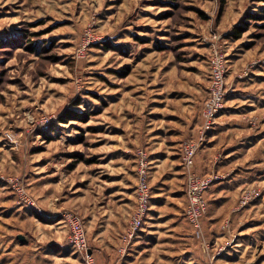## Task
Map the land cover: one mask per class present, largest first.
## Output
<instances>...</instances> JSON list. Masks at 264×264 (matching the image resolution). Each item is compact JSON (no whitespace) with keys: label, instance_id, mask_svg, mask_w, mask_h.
Instances as JSON below:
<instances>
[{"label":"rangeland","instance_id":"obj_1","mask_svg":"<svg viewBox=\"0 0 264 264\" xmlns=\"http://www.w3.org/2000/svg\"><path fill=\"white\" fill-rule=\"evenodd\" d=\"M262 10L264 0H0V264L15 243L23 255L65 243L69 252L60 254L71 256L67 264H88L68 243L62 215L83 218L93 248L92 217L101 218L108 194L123 187L141 150L150 163L152 201L156 192L163 202L172 199L188 222L182 146L199 136L203 119L197 136L181 145L178 176L161 185L160 174H152L154 151L145 145L146 112L157 96L194 92L185 77L208 84L204 107L217 48L226 57L224 111L234 117L226 124L241 120L253 139L228 144L233 160L211 175L226 181L237 174L242 183L221 185L223 200L209 210L207 203L202 232L196 237L191 226L190 237L203 264H264V17L251 18ZM67 112L78 118L59 122ZM252 189L261 196L243 206ZM159 222L171 220L164 215ZM119 248L111 253L121 264H143V229L129 255ZM91 254L95 264H115Z\"/></svg>","mask_w":264,"mask_h":264},{"label":"crops","instance_id":"obj_2","mask_svg":"<svg viewBox=\"0 0 264 264\" xmlns=\"http://www.w3.org/2000/svg\"><path fill=\"white\" fill-rule=\"evenodd\" d=\"M193 80L195 79L189 81L187 77L184 78L188 85L189 82H192L191 87L192 85L193 88L195 87L194 92L187 94L188 92L176 91L175 93L179 94V99L157 96L155 101H152L154 103L151 104L150 111L147 110L146 112L150 130L147 133L149 138L145 145L146 148L154 151L151 159L156 168H153L152 174H160L161 185L165 182H174V179L178 176L179 172L176 169L178 164L181 165L179 153L181 145L185 139L197 136L198 128L202 123L201 107H203V99L208 95V84L204 79V83L198 82V80L195 83ZM157 86L159 87V85ZM191 87L189 85L190 90ZM176 101L177 108H171V104ZM224 112L218 125L209 136L208 142L197 155L196 171L201 175L225 172L227 167L225 163L228 159L231 161L232 154L235 153L234 147L231 148L232 145L228 144L241 136L239 140L242 144H247L253 139L250 131L246 132V129H242L247 125H244L241 120L237 119L238 125L236 127L226 124L234 117L229 115L230 111L225 110ZM233 132H236L235 135ZM126 172L123 187L121 186L118 190L108 194L105 210L99 211V214L102 213L101 218L96 221V217H92L94 232L91 234L90 240L91 246L94 248L93 255L99 262L121 264V259L118 260L117 255L114 257V254L111 253V251L116 253L120 241L112 243L111 237H117L118 233L126 231L130 217L136 208L137 163L132 168H128ZM225 182H229L231 187V185L242 183V179L239 180L238 175L234 174L230 175L226 181L221 180L212 186L207 192L208 210L211 206L218 205L223 200L220 197L223 194L219 189ZM159 187L161 189V186ZM158 190L159 188L156 189V191ZM170 192L172 196L177 195L174 187H171ZM171 200L166 199L163 202L161 194L154 193L148 220L143 228V264H203L205 259L201 256V251L199 250L200 254L195 251L198 248L196 239L193 237L194 235L190 237L191 233L193 234V229L182 214L183 218H180L178 208L169 204ZM164 215L171 220L165 226L159 222ZM162 231H164V234ZM38 244L34 243V246H39ZM64 244H61L63 248ZM17 246L19 245L15 243L12 254L4 257V259L8 258L6 264H53L58 260L63 264H67L71 257L68 256L69 254H60L63 248L58 244L52 245L51 243L49 246L44 244L37 249L34 248L32 253L25 255L18 251ZM41 248H43V251H41ZM63 251V253L69 252L66 249H63Z\"/></svg>","mask_w":264,"mask_h":264},{"label":"built area","instance_id":"obj_3","mask_svg":"<svg viewBox=\"0 0 264 264\" xmlns=\"http://www.w3.org/2000/svg\"><path fill=\"white\" fill-rule=\"evenodd\" d=\"M219 48L214 50L211 61V86L209 96L203 107L202 127L196 139L187 140L182 146V165L186 173V219L194 228L195 236L202 232V220L207 213L206 194L220 177L218 175L203 176L195 171V161L200 150L208 142L209 134L215 126L216 119L225 109L227 98L226 57ZM136 208L132 213L126 232L121 236L120 248L122 256L129 255L132 244L145 227L151 209L152 188L150 185V163L147 154L141 150L137 162ZM261 193L252 189L242 197V205L250 204L259 198ZM33 206L34 203L30 202ZM63 220L68 227V243L81 254H86L88 264H95L90 253L87 230L83 218L76 212L67 211Z\"/></svg>","mask_w":264,"mask_h":264},{"label":"trees","instance_id":"obj_4","mask_svg":"<svg viewBox=\"0 0 264 264\" xmlns=\"http://www.w3.org/2000/svg\"><path fill=\"white\" fill-rule=\"evenodd\" d=\"M261 12H262V13L255 14V15H251V18H252V19H255L256 17H264V10H262ZM240 34H241V32L238 31V32H235V33L233 34V36L236 37V38H239V37H240ZM70 116H72V119H71ZM76 118H78L77 115H74V114L71 113V112H67V113H65V114H63V115H61V116L59 117V122H63V123H64V122H67V121L76 120ZM90 251H91L92 253H94V249L91 248V247H90Z\"/></svg>","mask_w":264,"mask_h":264},{"label":"water","instance_id":"obj_5","mask_svg":"<svg viewBox=\"0 0 264 264\" xmlns=\"http://www.w3.org/2000/svg\"><path fill=\"white\" fill-rule=\"evenodd\" d=\"M19 239H20V240H23V237H22V236H19ZM90 253H91V252H90Z\"/></svg>","mask_w":264,"mask_h":264}]
</instances>
